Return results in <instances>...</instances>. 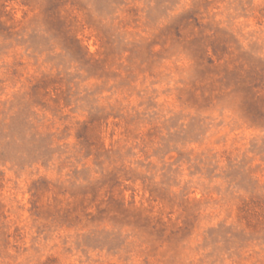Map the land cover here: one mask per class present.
Returning a JSON list of instances; mask_svg holds the SVG:
<instances>
[{
  "label": "rangeland",
  "instance_id": "obj_1",
  "mask_svg": "<svg viewBox=\"0 0 264 264\" xmlns=\"http://www.w3.org/2000/svg\"><path fill=\"white\" fill-rule=\"evenodd\" d=\"M0 264H264V0H0Z\"/></svg>",
  "mask_w": 264,
  "mask_h": 264
}]
</instances>
